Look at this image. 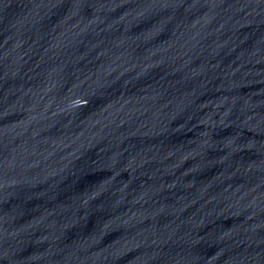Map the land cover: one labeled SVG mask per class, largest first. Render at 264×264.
I'll return each mask as SVG.
<instances>
[{
  "label": "water",
  "instance_id": "95a60500",
  "mask_svg": "<svg viewBox=\"0 0 264 264\" xmlns=\"http://www.w3.org/2000/svg\"><path fill=\"white\" fill-rule=\"evenodd\" d=\"M0 264H264V0H0Z\"/></svg>",
  "mask_w": 264,
  "mask_h": 264
}]
</instances>
